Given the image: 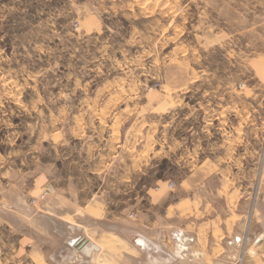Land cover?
Masks as SVG:
<instances>
[{
    "label": "rangeland",
    "instance_id": "rangeland-1",
    "mask_svg": "<svg viewBox=\"0 0 264 264\" xmlns=\"http://www.w3.org/2000/svg\"><path fill=\"white\" fill-rule=\"evenodd\" d=\"M90 115L117 117L125 133L159 128L163 145L190 126L224 132L225 143L239 131L260 132L252 225L264 167V0H0V146L7 156L16 152L17 164L28 167L30 150L45 152L52 136L60 145L75 117ZM167 174L181 171L150 166L139 194ZM117 198L103 227L118 229V264H126L136 239L125 233L127 197ZM133 251L128 256L139 264L167 258L161 250ZM97 252L81 256L106 259Z\"/></svg>",
    "mask_w": 264,
    "mask_h": 264
},
{
    "label": "crops",
    "instance_id": "crops-1",
    "mask_svg": "<svg viewBox=\"0 0 264 264\" xmlns=\"http://www.w3.org/2000/svg\"><path fill=\"white\" fill-rule=\"evenodd\" d=\"M74 121L60 145L48 136L45 152L30 150L28 167L17 164L16 152L7 156L5 142L0 146V264H118L119 231L103 227V220L109 204L118 203L123 193L125 233L136 239L131 248L127 244L126 264H139L128 256L135 254L133 249L148 256L161 250L165 264H239L242 259L264 264V167L248 225L262 153L260 132L239 131L225 143L224 132L198 134L190 126L173 132L163 145L159 128L133 127L125 133L112 116ZM103 123L108 124L104 138ZM159 162L181 174L143 186L140 195L141 180ZM48 187L49 195L41 200ZM81 240L87 243L83 249ZM95 249L107 252L106 259L100 261L96 253L90 260L82 258Z\"/></svg>",
    "mask_w": 264,
    "mask_h": 264
},
{
    "label": "water",
    "instance_id": "water-1",
    "mask_svg": "<svg viewBox=\"0 0 264 264\" xmlns=\"http://www.w3.org/2000/svg\"><path fill=\"white\" fill-rule=\"evenodd\" d=\"M138 243H139L140 245H142V242H141V241H139ZM78 246H81L82 249H83L84 247L87 246V243H86L85 241L81 240V241L78 243Z\"/></svg>",
    "mask_w": 264,
    "mask_h": 264
},
{
    "label": "built area",
    "instance_id": "built-area-1",
    "mask_svg": "<svg viewBox=\"0 0 264 264\" xmlns=\"http://www.w3.org/2000/svg\"><path fill=\"white\" fill-rule=\"evenodd\" d=\"M174 186L173 185H171V188H173ZM47 196V193L46 194H44V196H42V197H46ZM36 202L35 201H32V204L34 205ZM186 248L185 247H183V245H181V248H180V250H181V252L182 253H184V250H185Z\"/></svg>",
    "mask_w": 264,
    "mask_h": 264
},
{
    "label": "bare ground",
    "instance_id": "bare-ground-1",
    "mask_svg": "<svg viewBox=\"0 0 264 264\" xmlns=\"http://www.w3.org/2000/svg\"><path fill=\"white\" fill-rule=\"evenodd\" d=\"M109 247V246H108Z\"/></svg>",
    "mask_w": 264,
    "mask_h": 264
}]
</instances>
